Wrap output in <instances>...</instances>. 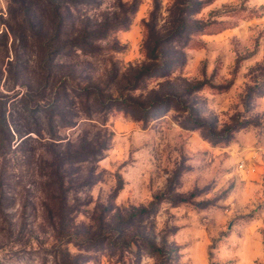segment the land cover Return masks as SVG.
Wrapping results in <instances>:
<instances>
[{
    "label": "rangeland",
    "instance_id": "1",
    "mask_svg": "<svg viewBox=\"0 0 264 264\" xmlns=\"http://www.w3.org/2000/svg\"><path fill=\"white\" fill-rule=\"evenodd\" d=\"M0 119V264H264V0H0Z\"/></svg>",
    "mask_w": 264,
    "mask_h": 264
},
{
    "label": "trees",
    "instance_id": "2",
    "mask_svg": "<svg viewBox=\"0 0 264 264\" xmlns=\"http://www.w3.org/2000/svg\"><path fill=\"white\" fill-rule=\"evenodd\" d=\"M80 2H84L85 0H79ZM98 36V32L96 30H84L83 32H81L80 34V37L78 39H76L74 42L75 45H78V46H81L84 42V40H92V41H95V40H98L99 38L97 37ZM49 74H51V72H49ZM24 95H21V100L24 99ZM55 97V96H54ZM59 101L61 102L59 96L55 97L54 98V101L51 102L50 104V107L51 108H55L58 104H59ZM57 116H58V112L56 113ZM3 115V114H2ZM1 115L2 117V128H4V132L9 136L8 132H7V129L5 128V123H4V119H3V116ZM53 115V114H52ZM59 120H60V117L58 116L57 117ZM27 138L23 139L20 141V143L17 145V146H20L22 145V143L26 142ZM0 147H1V143H0ZM80 156L81 154L79 153H74L72 155H60V156H56L52 159V163L50 165L51 167V177L55 178V179H59V176H60V170L62 168V165H64L66 162H68L69 160H74V161H79L80 160ZM56 185L59 187V181H56Z\"/></svg>",
    "mask_w": 264,
    "mask_h": 264
}]
</instances>
